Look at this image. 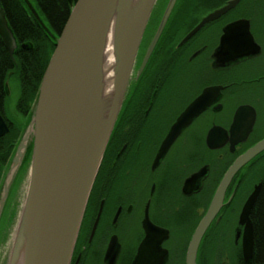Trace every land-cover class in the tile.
<instances>
[{
	"label": "flooded vegetation",
	"instance_id": "af4514ba",
	"mask_svg": "<svg viewBox=\"0 0 264 264\" xmlns=\"http://www.w3.org/2000/svg\"><path fill=\"white\" fill-rule=\"evenodd\" d=\"M32 5L40 19L25 3L34 21L41 28L42 23L53 27L37 2ZM236 23L240 25L233 30ZM248 30L259 50L238 57L253 47ZM15 39L17 47L11 54L0 35V264L6 263L9 246V203L24 199L32 140L16 175L9 180L8 176L40 88L38 76L24 71L19 60L30 55L29 43L23 37ZM200 99L205 110L158 160L173 127ZM262 140L264 0H156L71 264H134L147 237V214L168 232L163 240L156 236L155 242H161L150 255L153 260L162 255V264H188L191 240L220 183L235 162ZM186 183L192 185L186 189ZM228 183L224 206L201 241L196 264H264V213L255 211V205L249 222L240 221L255 187L261 183V192L264 188V151ZM244 183L256 184L233 215L230 209ZM248 224L254 230L250 260L243 248Z\"/></svg>",
	"mask_w": 264,
	"mask_h": 264
},
{
	"label": "water",
	"instance_id": "95a60500",
	"mask_svg": "<svg viewBox=\"0 0 264 264\" xmlns=\"http://www.w3.org/2000/svg\"><path fill=\"white\" fill-rule=\"evenodd\" d=\"M24 2L40 19L30 0ZM155 2L77 0L74 4L43 75L31 123L9 172L8 180L16 175L32 140V160L23 206L5 264H71L90 195L123 106ZM42 25L49 32L47 26ZM238 25L233 24V30ZM112 26L114 31H111ZM0 35L13 54L17 42L1 5ZM110 35H113L115 65L113 93L106 98L104 65ZM248 37L253 47L238 57L259 50L249 30ZM205 104L200 99L188 108L162 145L158 160L182 129L205 110ZM263 151L264 140L241 156L220 183L207 215L191 240L188 264H196L201 241L224 206L229 180ZM191 185L186 183V189ZM193 188L199 189L198 186ZM261 188L260 183L243 206L242 224L249 222ZM144 228L147 237L134 264H162V255L156 260L150 255L161 242H155L156 236L160 235L163 240L168 232L155 226L148 214ZM243 248L250 260L254 255V230L249 224Z\"/></svg>",
	"mask_w": 264,
	"mask_h": 264
},
{
	"label": "trees",
	"instance_id": "16d2710c",
	"mask_svg": "<svg viewBox=\"0 0 264 264\" xmlns=\"http://www.w3.org/2000/svg\"><path fill=\"white\" fill-rule=\"evenodd\" d=\"M35 1L43 9L53 26L51 28L48 27L51 34L41 28L30 16L24 0H0V5L5 10L14 36L23 37L25 38L24 41L29 43L28 51L30 55L19 57V60L24 71L30 73L32 77L38 76V84L40 85L51 56L55 51L58 37L62 33L77 0ZM52 28L54 31H52ZM255 211L264 213V188L258 197ZM262 219L264 221V214Z\"/></svg>",
	"mask_w": 264,
	"mask_h": 264
},
{
	"label": "rangeland",
	"instance_id": "374dc122",
	"mask_svg": "<svg viewBox=\"0 0 264 264\" xmlns=\"http://www.w3.org/2000/svg\"><path fill=\"white\" fill-rule=\"evenodd\" d=\"M30 1L34 5L36 4L35 0H30ZM24 182H25V179L24 180L22 179V183H24ZM254 184H256V183H244L243 184V187H242V189L240 191V194L238 196L239 199H237L235 201V203L233 204V207L230 209L231 214L235 215L236 213L240 212L242 204L245 201V199L247 198V196L252 192ZM20 201H21V199H20ZM20 201L15 199L13 202L9 203V213H8V218H7V222L8 223H7V227H6V232L8 234V237H10V239H9V246L5 250L7 252L6 253V258H8V255H9L10 250H11L12 241H13V237H14V234H15V229L17 227V223H18V220H19V215H20V212H21V209H22V206H23L24 199L21 201V204H20ZM203 209H204V207L201 208L200 211H199L201 214L205 211ZM13 227H15V228H13Z\"/></svg>",
	"mask_w": 264,
	"mask_h": 264
},
{
	"label": "bare ground",
	"instance_id": "6f19581e",
	"mask_svg": "<svg viewBox=\"0 0 264 264\" xmlns=\"http://www.w3.org/2000/svg\"><path fill=\"white\" fill-rule=\"evenodd\" d=\"M111 31H114V26H112ZM113 35L108 38L107 48L105 52V97L109 98L113 93V79H114V65L115 56L113 54L114 42H112Z\"/></svg>",
	"mask_w": 264,
	"mask_h": 264
}]
</instances>
